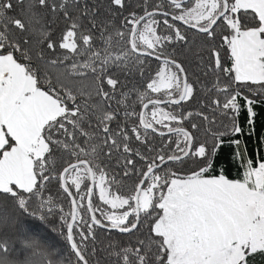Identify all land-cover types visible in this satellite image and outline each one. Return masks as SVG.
I'll use <instances>...</instances> for the list:
<instances>
[{"label":"snow or ice","instance_id":"snow-or-ice-1","mask_svg":"<svg viewBox=\"0 0 264 264\" xmlns=\"http://www.w3.org/2000/svg\"><path fill=\"white\" fill-rule=\"evenodd\" d=\"M258 109L264 0H0V264H264Z\"/></svg>","mask_w":264,"mask_h":264},{"label":"trees","instance_id":"trees-1","mask_svg":"<svg viewBox=\"0 0 264 264\" xmlns=\"http://www.w3.org/2000/svg\"><path fill=\"white\" fill-rule=\"evenodd\" d=\"M151 3H157L160 2V0H150ZM194 3V0H193ZM219 31V30H218ZM203 46V45H202ZM203 47H207V46H203ZM205 56H207V52H205ZM150 68L151 69H155L156 68V64L154 61H150L149 62ZM226 65H230V61H226ZM189 68V72L191 73L194 69H195V65L194 64H189L187 65ZM137 110H139V108H137ZM260 111V116L257 120V133L258 134H264V109H258ZM248 148H249V152L250 154H254L257 157L259 156H264V144H261L257 138L254 136L252 138V140L249 142L248 144ZM228 176L229 178H239V173L236 167L234 166H230L229 170H228ZM133 185V180H127V188H131ZM126 188V190H127ZM97 191V190H96ZM93 202L97 205H100L101 202L98 199V194L95 195L93 197ZM61 203L63 204L64 208L66 211L69 210V205L68 202L66 200H61ZM33 223H35L36 225H38V237L40 238H44L43 242L48 245L51 246L54 242V240H59L60 244H63V237H58L56 232H49V230L52 227H57L59 228V221L57 220L56 223L54 225L50 224V225H41L39 221H34ZM97 233H98V237L99 240L102 243H98L97 247L102 249L103 247H105L107 245V237L111 236V237H117V234L115 232H105L103 230L97 229ZM0 238H4L7 239L9 241V245H10V249H11V254L13 256L17 255L18 253H20V249L19 247L14 243L11 234L8 233L7 231H4L2 233H0ZM121 239L127 240L128 237L125 235L123 237H119ZM56 251H61V248L58 246L56 248ZM68 255V250L67 248H64L62 250V256L61 259L66 258ZM101 260V264H108L107 262V257H106V253H104L103 251H101L99 253V256L97 257Z\"/></svg>","mask_w":264,"mask_h":264},{"label":"rangeland","instance_id":"rangeland-1","mask_svg":"<svg viewBox=\"0 0 264 264\" xmlns=\"http://www.w3.org/2000/svg\"><path fill=\"white\" fill-rule=\"evenodd\" d=\"M97 194H98V190H97Z\"/></svg>","mask_w":264,"mask_h":264}]
</instances>
